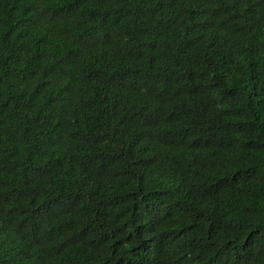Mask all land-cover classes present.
I'll return each mask as SVG.
<instances>
[{"label": "trees", "instance_id": "1", "mask_svg": "<svg viewBox=\"0 0 264 264\" xmlns=\"http://www.w3.org/2000/svg\"><path fill=\"white\" fill-rule=\"evenodd\" d=\"M0 264H264V0H0Z\"/></svg>", "mask_w": 264, "mask_h": 264}]
</instances>
